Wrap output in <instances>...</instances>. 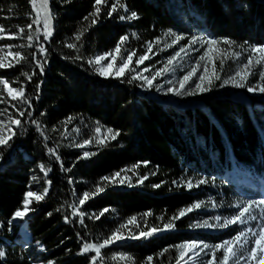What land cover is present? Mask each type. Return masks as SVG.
<instances>
[{
  "label": "trees",
  "instance_id": "16d2710c",
  "mask_svg": "<svg viewBox=\"0 0 264 264\" xmlns=\"http://www.w3.org/2000/svg\"><path fill=\"white\" fill-rule=\"evenodd\" d=\"M179 11L220 44L264 47V0H0V81L22 92L8 100L0 85L17 122L0 145V264H176L183 243L224 238L190 231L208 191L197 182L235 170L264 179V71L258 98L177 110L141 95L131 71L103 78L93 65L186 35ZM44 191L24 242L11 218ZM129 221L141 230L108 245Z\"/></svg>",
  "mask_w": 264,
  "mask_h": 264
},
{
  "label": "rangeland",
  "instance_id": "374dc122",
  "mask_svg": "<svg viewBox=\"0 0 264 264\" xmlns=\"http://www.w3.org/2000/svg\"><path fill=\"white\" fill-rule=\"evenodd\" d=\"M179 14L178 19L188 31L186 35L161 34L137 59L120 51L98 56L93 59L97 73L103 78H120L131 71L140 85V94L160 103L163 108L194 107L205 96L239 99L246 94L258 98V80L264 71V47L234 49L225 46L208 34L198 17H194L198 22L195 26L187 21L184 11ZM43 34L47 38L45 30ZM6 63L7 57L0 55V67ZM0 85L8 100L21 99L22 92L11 89L4 81H0ZM2 100L0 96V105ZM16 126L17 122L0 109V145L12 138ZM234 172L197 182V187L206 186L208 191L191 210L197 215L190 231L221 233L220 237L224 238L217 243H183L176 264H264V181H251L242 171ZM189 185L194 186L193 183ZM46 193H27L22 210L15 213L18 220L11 218V223L19 226L24 242L30 241L26 231L28 206ZM180 216H184L183 213ZM139 230L141 228L136 227L134 221L122 224L108 245L127 241ZM39 251L42 250L39 248ZM181 254L183 261L179 259ZM118 259L122 264H129L127 256Z\"/></svg>",
  "mask_w": 264,
  "mask_h": 264
},
{
  "label": "bare ground",
  "instance_id": "6f19581e",
  "mask_svg": "<svg viewBox=\"0 0 264 264\" xmlns=\"http://www.w3.org/2000/svg\"><path fill=\"white\" fill-rule=\"evenodd\" d=\"M13 219L15 220V221H17L18 220V215L17 214H15L14 216H13ZM182 256H183V254H181V256H179L180 258V260L181 261H183L184 259H182Z\"/></svg>",
  "mask_w": 264,
  "mask_h": 264
},
{
  "label": "water",
  "instance_id": "95a60500",
  "mask_svg": "<svg viewBox=\"0 0 264 264\" xmlns=\"http://www.w3.org/2000/svg\"><path fill=\"white\" fill-rule=\"evenodd\" d=\"M29 240L31 241L30 237H29ZM30 241H29V242H30Z\"/></svg>",
  "mask_w": 264,
  "mask_h": 264
}]
</instances>
